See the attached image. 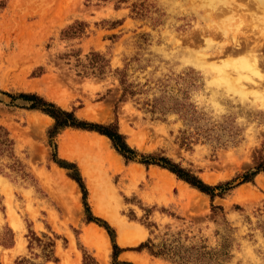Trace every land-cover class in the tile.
Instances as JSON below:
<instances>
[{"label":"rangeland","instance_id":"374dc122","mask_svg":"<svg viewBox=\"0 0 264 264\" xmlns=\"http://www.w3.org/2000/svg\"><path fill=\"white\" fill-rule=\"evenodd\" d=\"M224 1L0 0V264H85V255L88 264H112L104 221L123 248L117 259L132 264H141L134 255L182 264L133 248L148 239L175 253L209 250L208 264H264V172L237 178L264 158V80L233 72L236 87H228L213 66L233 45L221 28L239 23L240 11L238 38L264 43L252 27L264 0H233L232 10L216 12ZM22 92L80 119L116 123L136 156L125 158L95 129L68 126L50 137L54 118ZM146 155L167 156L210 184L236 185L211 197ZM82 164L97 182L95 199ZM69 172L81 175L98 220H88Z\"/></svg>","mask_w":264,"mask_h":264},{"label":"trees","instance_id":"16d2710c","mask_svg":"<svg viewBox=\"0 0 264 264\" xmlns=\"http://www.w3.org/2000/svg\"><path fill=\"white\" fill-rule=\"evenodd\" d=\"M92 57H101V54L98 52H93ZM91 63L95 66H97L99 69H102L104 66V63L102 61H99L98 58H95V60H91ZM122 83H125V80L121 78ZM125 92H131V89L129 88V84L125 86L124 88ZM21 96L31 101L30 106L32 108L41 109L42 111L50 114L54 118L53 125L49 128L48 133L50 137H53L56 135L61 129L68 127V126H75V127H81V128H87V129H95L98 130L101 133H104L108 135L112 141L114 146L117 148V150L125 156L127 159H132L136 156V149L131 147L127 141L125 140V136L122 132L119 131L117 124H104L99 122H93V121H87L84 119H80L77 117L75 112L73 110L65 109L59 105H57L55 102L50 101L40 95L36 92H22L20 93ZM56 158V154L53 153ZM143 160L146 163L151 162H157L165 167H168L170 170L174 171L178 177L186 180L189 182L192 186L198 188L199 190L210 194L211 197H214L217 194H223L227 189H231L234 185V180L225 181L223 183L218 184H210L206 182L202 177H200L195 171H193L190 168L184 167L181 164L173 161L171 158L167 156H160L155 157L152 155H146ZM63 161L59 160V163L62 165H65L66 167H75L74 163H62ZM67 162V161H66ZM71 165V166H70ZM264 172V158L260 157L257 164L253 168H249L246 171L241 172L239 175H237V178H239L238 183L249 181L254 178V176L260 172ZM71 176H73L79 184L81 185L83 189V198L86 206V210L88 213V220H98V217H95L91 213L90 205L87 201V189L85 186V183L79 174H74L72 172H69ZM236 178V179H237ZM218 190V191H217ZM213 207H216V205H213ZM106 228L108 229L111 238L113 240V256L114 260L112 264H132L124 260H118V254L123 249L118 245V243L115 240V231L111 225H109L107 222L104 221L103 223ZM49 244L53 245V241H49ZM148 248L149 251L155 255H163L170 259H172L175 262L182 263V264H208L211 259H209L206 263V259L211 258L210 255L207 254L209 250H201L199 249L198 255H193L191 253H175L173 250H171V246H168L166 242L164 244L155 243L152 239H148L145 242L140 243L138 246L133 247L135 249H142V248ZM218 251V250H217ZM221 252H223L221 250ZM47 256L50 258L52 257V249L51 252H46ZM204 257V258H203ZM88 258L89 255H85V264H88ZM91 258V257H90ZM206 258V259H205Z\"/></svg>","mask_w":264,"mask_h":264},{"label":"bare ground","instance_id":"6f19581e","mask_svg":"<svg viewBox=\"0 0 264 264\" xmlns=\"http://www.w3.org/2000/svg\"><path fill=\"white\" fill-rule=\"evenodd\" d=\"M259 1H261V0H259ZM223 5H225L226 7L221 8V9H217L216 12H218V13L219 12L225 13L227 11L226 9H228V11H230L235 6L233 0H225L224 3H223ZM239 13H240L239 14V23L235 24L234 26L232 25L233 27H223L222 26L223 28H221V30H222L221 32L226 37V42L227 43L232 42L233 45H232V48L230 49V51L226 53L225 58H223V60H224L223 63H220L218 65H216V64L213 65L214 68L216 69V71L221 76V78L225 80V82L227 83V86L228 87H233L234 86L232 84V82L235 80L234 79L235 76L238 79L244 78V79H248L250 82H254V83H259L257 80L254 79V77H257L260 80H264V70L262 69V66H261V64L264 63L263 60H262L264 58V43L261 42V41H258L259 39L258 40H255L254 39V41L252 40L253 43H251V39H250L251 37L248 35V33H246L247 35L245 37V41L242 40L243 41L242 42L241 39L238 38L240 33H244V31L241 30V26L244 23V17L242 16V11H240ZM215 14H217V13H215ZM232 15H235V14L232 13ZM237 17H238V15H237ZM237 17L235 15V18H237ZM252 20L253 21H255V20L258 21V23H254L253 22L252 23V27L253 28H257V31H258L257 34L259 36H261V37L264 38V15L263 16H254L253 15L252 16ZM228 25L230 26V23ZM217 27H220V25L218 24ZM250 34H252V33H250ZM254 34H256V33H253V35ZM256 35H254V36H256ZM213 39H214L213 37L212 38H208L207 44L210 45L213 42ZM227 66H229V68H231L230 71H229V69H228ZM233 72L236 75L232 77L231 73H233ZM239 82H240V80H239ZM241 86H244V85H241ZM234 87H236V86H234ZM237 88L239 89L238 86H237ZM102 137L103 138L104 137L106 138V136H103V135H102ZM93 140H97V139L94 138ZM93 140H91V141H93ZM100 140L102 141L101 137H100ZM91 141H89V143ZM113 161H116L117 162L116 159L113 160ZM116 162H115V164H116ZM118 163H119V161L117 162V164ZM82 167L85 168V166L83 164H82ZM84 171L88 175L89 183H90V185L92 187V191H94V193L92 194V196L95 199V197H97L96 196V193H97V189H98L97 188V186H98L97 185V182L93 178V176L90 174V172L87 169V167L85 168ZM162 172H164V171H162ZM56 175L59 176V177H61L63 180H65L67 182H70L72 184L75 183L72 179H70L69 177H67L62 172H59V174H56ZM159 176H160V173H159ZM160 178H161V176H160ZM164 181H165V179H164ZM186 184L187 183H185L184 185L186 186ZM162 187H164V186H162ZM182 187H183V185H182ZM182 187H181V189H182ZM118 226H119V230H121L122 232L125 231L126 228H128L127 224L125 222H123V221H119L118 222ZM96 236H97V234H96ZM133 258L134 259H137L141 264H144V262H145V259L144 258H140V257H138L136 255H134Z\"/></svg>","mask_w":264,"mask_h":264}]
</instances>
